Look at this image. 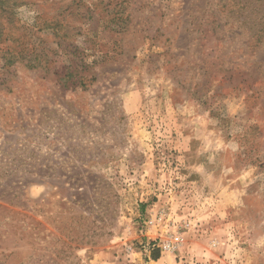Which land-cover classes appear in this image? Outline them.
<instances>
[{"label":"rangeland","instance_id":"obj_1","mask_svg":"<svg viewBox=\"0 0 264 264\" xmlns=\"http://www.w3.org/2000/svg\"><path fill=\"white\" fill-rule=\"evenodd\" d=\"M0 264H264V0H0Z\"/></svg>","mask_w":264,"mask_h":264},{"label":"trees","instance_id":"obj_2","mask_svg":"<svg viewBox=\"0 0 264 264\" xmlns=\"http://www.w3.org/2000/svg\"><path fill=\"white\" fill-rule=\"evenodd\" d=\"M153 258H158V256L154 254V255H153Z\"/></svg>","mask_w":264,"mask_h":264},{"label":"built area","instance_id":"obj_3","mask_svg":"<svg viewBox=\"0 0 264 264\" xmlns=\"http://www.w3.org/2000/svg\"><path fill=\"white\" fill-rule=\"evenodd\" d=\"M169 245H170V242L167 243V246H168V247H169Z\"/></svg>","mask_w":264,"mask_h":264}]
</instances>
